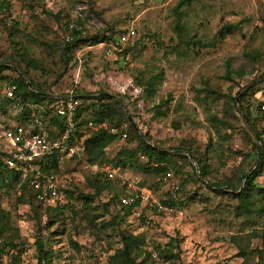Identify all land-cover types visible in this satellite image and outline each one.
I'll return each instance as SVG.
<instances>
[{
  "label": "rangeland",
  "instance_id": "obj_1",
  "mask_svg": "<svg viewBox=\"0 0 264 264\" xmlns=\"http://www.w3.org/2000/svg\"><path fill=\"white\" fill-rule=\"evenodd\" d=\"M178 1L0 0V59L10 57L19 61L17 49L21 46L45 69L43 73L29 70V77L38 84L44 83L50 94L65 89L85 91L92 97L107 93L123 102L126 106L123 111L133 131L146 135L154 146L163 150L185 146L204 155L211 167L204 180L197 176L194 163L187 157L186 161L175 160L176 167L170 170L171 179L160 186V175L133 168L111 169L110 161L115 153L125 145L133 147L126 144L132 136L130 133L124 140L107 147L104 156L93 165L100 171L116 172L110 180L114 190L120 188L119 177L134 181L136 187L157 198L170 190V184L179 188L174 192L176 204L172 215L158 216L138 208L127 219L131 229L143 231L149 248L162 246L169 238L176 237L181 241V264H239L237 249L230 241V237H234L240 238L242 244L248 242L250 264H258L255 251L262 248V241L252 236L247 239V236L252 229L258 235L264 232V214L252 213L248 224L254 225L247 227L243 217L232 213L235 202L212 193L211 185L232 176L241 159L236 153L248 155L243 169L251 168L250 142L254 141L256 146L260 143L259 139L257 142L255 137L247 135L245 128L243 130L239 115L234 114L227 103V94L233 96L241 87L244 88L239 94L254 89V94L246 98L252 115L256 106L264 104V0H191L177 10L182 14L177 20L173 10ZM5 2L8 8L3 11L1 7ZM10 21L25 35L17 45L15 38L9 36ZM65 25L68 29L80 30L82 38L97 34L107 36L111 32H115V36L121 30L135 27L143 45L135 47L126 65V61L111 63L113 60L102 53L103 43L81 45L63 70L56 52L68 35ZM218 31L222 39L217 36ZM211 40H214L213 45L208 46ZM226 68L233 73L231 81L224 77ZM140 76L159 79L152 98H147L146 92L136 84ZM0 77L13 79L14 75L4 70ZM3 86L0 84V99ZM238 98L235 97V106H238ZM158 100H169L161 108L162 117L154 115ZM16 111V107L9 105L5 114L0 113L1 129L3 122H10L9 118ZM257 129L264 140L263 120L259 121ZM210 142L222 157L206 152ZM7 149L8 144L0 138V151ZM61 150L64 151V147ZM67 157L62 160L61 170L72 177L81 193H88L84 184L88 168L81 162H64ZM255 184L264 188V168ZM217 189L225 190L224 187ZM192 193L194 198L188 201ZM201 197L207 202H202ZM74 205L78 207V203ZM1 207L10 213L12 225L24 239L19 264H34V229L27 210L15 207L13 198L5 196ZM115 211L112 210V214ZM139 216L144 218V223L139 221ZM69 240L76 245L72 246ZM56 241L53 249H60L61 258L52 264H105L107 255L111 254L105 252L106 248L117 247L114 235L98 244L87 233L71 231L69 239L62 236Z\"/></svg>",
  "mask_w": 264,
  "mask_h": 264
},
{
  "label": "trees",
  "instance_id": "obj_2",
  "mask_svg": "<svg viewBox=\"0 0 264 264\" xmlns=\"http://www.w3.org/2000/svg\"><path fill=\"white\" fill-rule=\"evenodd\" d=\"M190 2L191 0H179L176 3L173 12L177 16V20L182 15L177 10ZM7 8L8 4L5 2L1 9L6 11ZM175 28L178 30L177 25ZM64 29L67 31L65 34L68 35L64 39L63 46L61 48L56 46L58 62L63 70L73 59V53L81 45L103 43L105 44L102 48L103 55L108 51L109 59L113 60L111 63L123 62V58L127 56L128 60L125 65L130 62L129 58L135 47L138 44L143 45L142 39L138 38L132 46L123 47L120 50L121 46L117 43V38L123 30L117 32L115 36V32H111L107 36L97 34L92 38H82L80 30L68 29L67 25L64 26ZM8 31L9 36L15 38L16 45L25 38L23 31L18 29V25L14 21H10ZM217 36L222 39L223 35L218 31ZM214 40L208 42L207 45L212 46ZM190 42L195 43L193 40ZM196 43L198 44V41ZM17 53H19V61H14L10 57L8 60L7 57L0 59V65H2L0 75L4 70L14 75L13 79L0 77V84L4 85L3 96L0 99V113L5 114L9 105L17 108L16 113L9 118L11 121L6 124L3 122L4 129L11 130L21 127L29 134L44 132L49 140L61 143L62 146L51 156L44 157L37 163V168L42 176H52L56 180V189L61 193L62 200L53 204H44L38 201L37 193L29 184L30 178L21 179L16 170L9 169L5 164V159L8 156L7 150L0 151V264L7 262H9L7 264H19L21 253L24 251L22 248L24 239L12 225L10 213L1 207L3 196L12 197L15 207L25 208L28 218L33 223L34 264H52L53 261H58L61 258V251L53 249V245L58 243L56 238L65 236L69 239L71 231L74 234L87 233L94 237V241L98 244L114 235L117 247L112 249L108 246L106 248L105 252H111V254L107 255L105 264H162L163 262L181 264L179 247L181 241L176 237L169 238L162 246L154 245L149 248L143 231L131 229L127 219L138 208L154 212L137 203L116 208L120 188L114 190L110 181L112 179L107 177V173L100 171L97 167L96 170L91 167L104 156L107 147L120 140L122 135L126 138V135L129 136L130 133L132 136L126 144H133V147L127 148L125 145L120 148L110 161L111 169L119 171V169L133 168L146 174L163 177L166 173L170 174V170H174L175 160L186 161L189 157L197 168V176L204 180L211 172L210 164L205 160L204 155L195 153L185 146H178L171 150H163L154 146L146 135L133 131L123 113L126 106L120 99L118 102L121 108L109 97H92L88 92L75 89H65L59 93L50 94L44 83L38 84L28 75L29 70L45 72L43 65L31 59L21 46L18 47ZM231 74H233L232 71L226 68L224 77L231 81ZM60 75L61 73L57 74L56 78H59ZM138 75L141 74L138 73ZM158 82L159 79L156 80L155 76L147 78L140 76L136 80V84L146 92L147 98L153 97L154 86ZM243 88L241 87L233 96L228 93L227 103L234 114L239 115L246 134L252 136L253 139L255 136L258 137L260 143L259 146H256L254 141L250 142L252 167L244 171L243 166L248 155L236 153L241 159L237 163L234 173L230 178L214 182L211 185V192L234 201L233 215L243 217L246 226L250 228L254 225L248 224L250 215L252 213L264 214V205L262 204L264 203V188H259L255 184V179L261 176L264 168V140L262 132L257 129L259 121H264V108L261 110L262 105L256 106L255 115H252L251 105L246 98L252 96L255 90L249 88L239 94ZM10 90L11 97H7L6 93ZM69 94L77 102L74 112L69 118L67 114L57 115L56 107L63 104L60 98ZM236 96H239L238 106H235ZM167 101L158 100L155 104L154 115L164 116L161 108L166 105ZM87 122L101 123L103 128L94 132L88 131L86 129ZM69 123L71 127H68ZM110 129H114L116 132L112 134L109 132ZM62 147H64V151L61 150ZM78 147L80 151L69 153V149ZM215 149L211 142L206 146L207 153L210 152L217 158L222 157L223 154ZM67 155L69 156L67 157ZM64 157H67L64 162H81L88 168V173L84 176V184L89 190L88 193H81L77 185L72 182V177L61 170ZM192 173L197 182L198 179L195 177L193 168ZM242 181V187L239 189ZM159 185L164 186L165 184L159 181ZM218 187H224L225 190H219ZM177 189L179 190V188ZM177 189L175 191H178ZM193 198L194 194L192 193L187 200L190 201ZM175 200V198L170 199L167 204L174 208ZM200 200L204 203L207 202V199L203 197ZM75 203H78L77 208L74 207ZM111 209L116 210L115 213L112 214ZM74 221H76V225H73ZM139 221L145 222L141 216H139ZM250 236L261 239L262 248L255 252L258 264H264V232L258 235L255 229H252L251 233L249 231L247 239H250ZM230 241L235 244L237 249L236 257L240 260L239 264H250L248 242L242 244L240 238L234 237H230ZM69 242L72 246L76 245L70 240Z\"/></svg>",
  "mask_w": 264,
  "mask_h": 264
},
{
  "label": "built area",
  "instance_id": "obj_3",
  "mask_svg": "<svg viewBox=\"0 0 264 264\" xmlns=\"http://www.w3.org/2000/svg\"><path fill=\"white\" fill-rule=\"evenodd\" d=\"M138 39L135 27L125 29L117 38V43L123 47L132 46ZM115 50L114 47H112ZM119 52V51H118ZM109 52H105L109 56ZM127 56L123 58V62L127 61ZM13 90V87L11 88ZM7 97H11V90L7 91ZM63 102L61 106L56 107L55 113L57 115L67 114L68 118L74 112L77 106L76 99L69 94L68 96L60 98ZM263 105L260 107L263 110ZM71 127V124H68ZM103 128V124L87 122L86 129L94 132ZM114 134V129L109 130ZM0 138L8 144L7 158L5 164L9 169L16 170L20 174L21 179L30 178L29 184L31 188L37 193V200L44 204H53L61 202L62 195L56 189V180L52 176H42L37 168V163L44 157L51 156L62 145L57 141L48 139L46 133H27L21 127L14 129L0 128ZM125 136L122 135L121 139ZM73 151H80L79 148L69 149V153ZM93 170L97 168L92 167ZM107 177L112 179L116 174L115 171L105 169ZM171 179L169 173H166L161 181L167 183ZM120 192L117 195L116 208L126 207L135 203L146 206L155 214L168 217L173 214L174 209L167 204V201L174 199V192L176 188L170 186V190L164 193L161 197H154L149 191L136 187L134 181L126 180L119 177ZM162 264H169L163 262Z\"/></svg>",
  "mask_w": 264,
  "mask_h": 264
},
{
  "label": "water",
  "instance_id": "obj_4",
  "mask_svg": "<svg viewBox=\"0 0 264 264\" xmlns=\"http://www.w3.org/2000/svg\"><path fill=\"white\" fill-rule=\"evenodd\" d=\"M96 96L109 97L111 100H113V101L117 104V106H118L119 108H121L119 102H118L114 97L110 96V95L107 94V93H97ZM236 101H237V99H235V102H236ZM123 113H124V111H123ZM124 115H125V113H124ZM125 117H126V119L129 121L128 116L125 115ZM255 138H256V141L258 142V138H257L256 136H255ZM194 167H195V172H196V174H198V171H197V168H196L195 164H194ZM244 179H245V178H244ZM242 183H243V181L241 182V185H240L239 189L242 187Z\"/></svg>",
  "mask_w": 264,
  "mask_h": 264
}]
</instances>
